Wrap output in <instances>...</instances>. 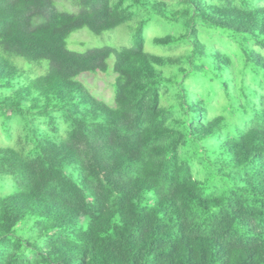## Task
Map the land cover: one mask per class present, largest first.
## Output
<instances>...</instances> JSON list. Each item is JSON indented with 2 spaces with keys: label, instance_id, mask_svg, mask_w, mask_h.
Returning a JSON list of instances; mask_svg holds the SVG:
<instances>
[{
  "label": "trees",
  "instance_id": "16d2710c",
  "mask_svg": "<svg viewBox=\"0 0 264 264\" xmlns=\"http://www.w3.org/2000/svg\"><path fill=\"white\" fill-rule=\"evenodd\" d=\"M70 1L0 0V264H264V0Z\"/></svg>",
  "mask_w": 264,
  "mask_h": 264
},
{
  "label": "rangeland",
  "instance_id": "374dc122",
  "mask_svg": "<svg viewBox=\"0 0 264 264\" xmlns=\"http://www.w3.org/2000/svg\"><path fill=\"white\" fill-rule=\"evenodd\" d=\"M57 2L59 9L63 11H76L75 5L70 0H57ZM132 23L133 21L115 29L111 33H105L102 37H95L94 34L88 29H82L71 36L69 48L72 50L83 51L88 48L95 47H121L123 45L133 44V42H131L132 27L135 28L137 25H133ZM169 32L170 29L163 26H161L159 29L154 27V25L150 26V28H148L146 31V50L154 54L159 53L164 55V50L154 47L153 39L156 36H164ZM179 52L180 50L173 52L168 51V53L175 55H177ZM80 80L85 83L86 86L90 88V91L99 99L108 104H113L114 91L112 90L111 85L113 80L112 75L106 76L103 74L84 73L81 75ZM5 117H8L7 114L0 116V129L2 128L3 123H6L12 127L13 132L16 133L17 137L22 134V126L19 121L14 122L12 116L10 124Z\"/></svg>",
  "mask_w": 264,
  "mask_h": 264
}]
</instances>
